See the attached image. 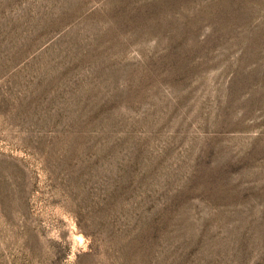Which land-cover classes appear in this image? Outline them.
<instances>
[{
  "label": "rangeland",
  "instance_id": "1",
  "mask_svg": "<svg viewBox=\"0 0 264 264\" xmlns=\"http://www.w3.org/2000/svg\"><path fill=\"white\" fill-rule=\"evenodd\" d=\"M0 264H264V0H0Z\"/></svg>",
  "mask_w": 264,
  "mask_h": 264
}]
</instances>
